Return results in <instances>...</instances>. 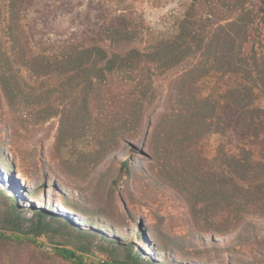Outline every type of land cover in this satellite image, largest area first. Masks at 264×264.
Returning <instances> with one entry per match:
<instances>
[{
  "label": "trees",
  "instance_id": "trees-1",
  "mask_svg": "<svg viewBox=\"0 0 264 264\" xmlns=\"http://www.w3.org/2000/svg\"><path fill=\"white\" fill-rule=\"evenodd\" d=\"M29 1L5 0L9 49L0 39V94L9 108L27 105L40 123L61 116L70 138L94 135L112 151L111 141L140 133L145 110L158 98L159 83L173 74L171 112L163 114L151 136V152L165 179L187 200L202 231L222 237L247 216L264 215V10L260 0H191L177 33L145 49L132 47L144 42L148 29L144 16L122 8L103 32L110 49L72 44L55 54L37 52L28 39ZM1 17L0 7V25ZM114 78L130 86L117 101L107 92ZM234 120L241 135L235 151L221 145L209 160L196 150L207 134L227 135ZM0 135L8 139L6 132ZM61 144L67 146L68 141ZM0 157L3 161L2 153ZM131 161L130 157L124 165ZM2 193L7 204L0 209V245L26 239L38 244L43 237L41 248L49 245L55 255L78 264H97L85 260L96 254L102 264H193L187 258L196 256L187 253L181 262L143 228L134 238L123 237L131 241L126 243L118 239L111 221L80 222L48 205L28 219L15 200ZM38 193L31 197L37 198ZM55 197L63 199L67 210L83 211L65 193ZM211 243L205 254L221 250L219 243L213 239ZM161 252L168 254L161 257Z\"/></svg>",
  "mask_w": 264,
  "mask_h": 264
},
{
  "label": "rangeland",
  "instance_id": "rangeland-1",
  "mask_svg": "<svg viewBox=\"0 0 264 264\" xmlns=\"http://www.w3.org/2000/svg\"><path fill=\"white\" fill-rule=\"evenodd\" d=\"M190 1L30 0L27 35L33 49L46 54H55L72 44L110 49L104 29L115 21L120 9L130 8L142 14L148 26L144 42L132 47L145 49L177 33L178 21ZM5 3L0 0V39L9 49ZM260 6L264 10V0H260ZM24 75L29 76L25 71ZM173 76L159 83L158 98L145 110L140 133L134 138L111 141L112 151H107L94 135L70 138L66 119L61 116L40 123L27 105L9 108L0 94V132L8 134V139L0 135V153L4 157L0 159V209L7 204L4 191L28 219L48 205L80 222L111 221L109 225L115 226L118 239L126 243L131 241L123 237L134 238L143 228L149 238L151 232L181 262H185L187 253H196L187 258L189 263L264 264V215L247 216L222 237L202 231L196 226L187 200L167 182L160 162L154 160L151 136L163 114L171 112L169 84ZM129 89V85L114 78L107 92L117 101ZM65 141L67 146L61 144ZM240 143L234 120L227 135L207 134L196 150L210 160L221 145L231 152ZM130 157L133 161L127 167L124 162ZM36 192L37 198L31 197ZM57 193H65L83 211L67 210L63 199L55 197ZM212 239L221 250L205 254V247L212 248ZM45 240L41 237L38 244L26 239L0 245V264H78L55 255L49 245L41 248L40 242ZM159 254L165 257L168 253ZM85 260L103 263L99 254Z\"/></svg>",
  "mask_w": 264,
  "mask_h": 264
}]
</instances>
